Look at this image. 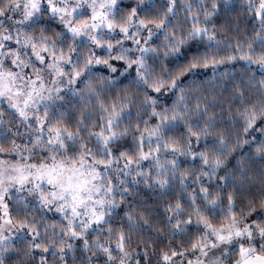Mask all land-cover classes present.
I'll use <instances>...</instances> for the list:
<instances>
[{"label":"clouds","instance_id":"clouds-1","mask_svg":"<svg viewBox=\"0 0 264 264\" xmlns=\"http://www.w3.org/2000/svg\"><path fill=\"white\" fill-rule=\"evenodd\" d=\"M0 264H264V0H0Z\"/></svg>","mask_w":264,"mask_h":264}]
</instances>
